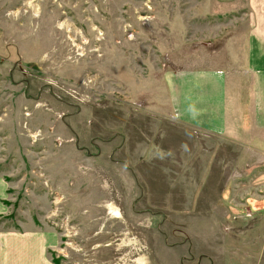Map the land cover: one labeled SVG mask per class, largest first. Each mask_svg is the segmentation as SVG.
Listing matches in <instances>:
<instances>
[{
  "label": "rangeland",
  "instance_id": "obj_1",
  "mask_svg": "<svg viewBox=\"0 0 264 264\" xmlns=\"http://www.w3.org/2000/svg\"><path fill=\"white\" fill-rule=\"evenodd\" d=\"M241 2L0 0V226L57 264H264V155L176 99Z\"/></svg>",
  "mask_w": 264,
  "mask_h": 264
},
{
  "label": "crops",
  "instance_id": "obj_2",
  "mask_svg": "<svg viewBox=\"0 0 264 264\" xmlns=\"http://www.w3.org/2000/svg\"><path fill=\"white\" fill-rule=\"evenodd\" d=\"M241 1L243 13L224 26L221 46L215 41L196 65L182 70L176 99L190 124L264 155V0ZM7 199L8 184L0 177V216L14 209ZM59 241L52 227L0 226V264H56L50 251Z\"/></svg>",
  "mask_w": 264,
  "mask_h": 264
},
{
  "label": "bare ground",
  "instance_id": "obj_3",
  "mask_svg": "<svg viewBox=\"0 0 264 264\" xmlns=\"http://www.w3.org/2000/svg\"><path fill=\"white\" fill-rule=\"evenodd\" d=\"M109 208L111 209V211L109 210L111 212V214H113L115 217H120V212L117 209H115L116 207L114 208V207L110 206Z\"/></svg>",
  "mask_w": 264,
  "mask_h": 264
},
{
  "label": "trees",
  "instance_id": "obj_4",
  "mask_svg": "<svg viewBox=\"0 0 264 264\" xmlns=\"http://www.w3.org/2000/svg\"><path fill=\"white\" fill-rule=\"evenodd\" d=\"M54 261V260H53ZM56 263V262H55ZM57 264V263H56Z\"/></svg>",
  "mask_w": 264,
  "mask_h": 264
},
{
  "label": "built area",
  "instance_id": "obj_5",
  "mask_svg": "<svg viewBox=\"0 0 264 264\" xmlns=\"http://www.w3.org/2000/svg\"><path fill=\"white\" fill-rule=\"evenodd\" d=\"M263 191H264V189H263Z\"/></svg>",
  "mask_w": 264,
  "mask_h": 264
}]
</instances>
